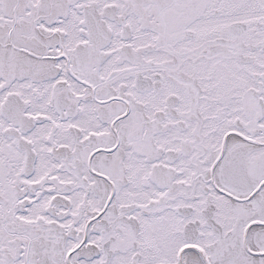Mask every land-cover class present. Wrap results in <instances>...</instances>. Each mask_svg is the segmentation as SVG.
<instances>
[{"label": "snow or ice", "instance_id": "obj_1", "mask_svg": "<svg viewBox=\"0 0 264 264\" xmlns=\"http://www.w3.org/2000/svg\"><path fill=\"white\" fill-rule=\"evenodd\" d=\"M0 264H264V0H0Z\"/></svg>", "mask_w": 264, "mask_h": 264}]
</instances>
